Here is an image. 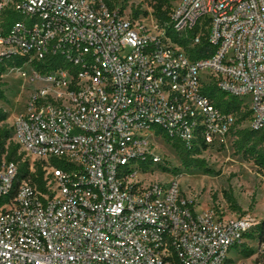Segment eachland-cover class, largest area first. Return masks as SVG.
<instances>
[{
    "label": "built area",
    "instance_id": "built-area-1",
    "mask_svg": "<svg viewBox=\"0 0 264 264\" xmlns=\"http://www.w3.org/2000/svg\"><path fill=\"white\" fill-rule=\"evenodd\" d=\"M7 7L21 18L4 26ZM168 30L213 52L192 59ZM54 55L67 67L37 69ZM0 64L33 85L13 140L45 182L15 189L17 165L0 164V264H231L256 218L199 210L177 181L141 179V162L160 161L156 128L188 148L264 128V0H177L163 25L104 0H0ZM208 84L243 101L247 126Z\"/></svg>",
    "mask_w": 264,
    "mask_h": 264
},
{
    "label": "rangeland",
    "instance_id": "rangeland-1",
    "mask_svg": "<svg viewBox=\"0 0 264 264\" xmlns=\"http://www.w3.org/2000/svg\"><path fill=\"white\" fill-rule=\"evenodd\" d=\"M113 8L119 9L124 16L142 24L152 25L156 21L150 0H110ZM177 0H169L172 6ZM137 12V13H136ZM2 17V16H1ZM18 19L21 16L18 14ZM159 23V22H158ZM160 24V23H159ZM4 82L5 99L0 100V108L7 112L5 124L12 126L15 117L24 111L25 101L33 85L21 77L18 70L6 68L0 75ZM248 120L242 122L247 126ZM154 142L153 151L160 157V161L153 162L140 176L144 181H170L179 183L186 195L194 198L199 210L210 207L222 209L227 215H242L256 218L258 223L264 218V173L253 161L248 160L234 148V135L228 136L222 142L208 145L199 155L204 158L207 166L212 170L205 173L202 169L191 166L185 168L172 144L164 138L150 136ZM20 152H23L20 150ZM4 156V155H3ZM24 159L30 165L39 164L27 154ZM164 167L173 171H165ZM257 223V224H258ZM257 224L255 226H257ZM255 226L252 233L255 232ZM246 246L253 249L250 257H244L239 248L231 250V264H264V243L257 237L247 238Z\"/></svg>",
    "mask_w": 264,
    "mask_h": 264
},
{
    "label": "trees",
    "instance_id": "trees-1",
    "mask_svg": "<svg viewBox=\"0 0 264 264\" xmlns=\"http://www.w3.org/2000/svg\"><path fill=\"white\" fill-rule=\"evenodd\" d=\"M150 5L154 10L156 20L163 25L169 20V13L173 7L170 5L169 0H150ZM104 2L113 7L110 0H104ZM137 13V12H136ZM18 13L11 7H7L2 14V23L4 26L11 25L14 21L18 20ZM173 41L189 53L192 59H198L201 57H207L213 52V48L210 44L202 38L199 42L193 44L197 30L189 32L185 36H179L173 34L170 30L167 31ZM24 62L23 58H14L13 60L7 61L6 65H17L20 66ZM5 64H0V75L6 70ZM37 69L42 72L54 70L58 67H67V64L63 61L60 55H54L49 57L45 62L36 63ZM4 82L0 81V100L5 99L4 93ZM203 92L212 100L213 104L224 112L234 113L238 120L237 123L240 125L244 120H249L251 117V110H243V101L233 95H229L226 92L220 90L214 84H208L203 87ZM7 119V112L0 108V164L3 161L13 162L17 165V176L14 182V188L23 180H28L32 185H36L39 189L44 187V170L42 165L35 164L34 171L31 170V165L28 160L24 159V152H20V145L13 140V127H8L5 124ZM157 135H160L167 142L172 144V147L176 150L182 165L185 168L194 166L202 169L205 173H210L212 170L207 166L204 158H201L203 149L207 148V144L198 138V144H194L191 148L185 146L179 139H173L167 135L162 128H156ZM234 135V148L237 152L242 153L248 160L253 161L257 168L264 173V128L262 129H251L249 127H238L232 133ZM4 155V156H3ZM152 160L141 162L142 170L152 164ZM165 171H173L169 168L164 167ZM255 233L249 231L246 234L247 238L257 237L260 243H264V218L255 226ZM240 250L244 257H250L254 251L251 247L246 246L245 243L242 245ZM231 261V260H230ZM255 264H261L259 262Z\"/></svg>",
    "mask_w": 264,
    "mask_h": 264
}]
</instances>
